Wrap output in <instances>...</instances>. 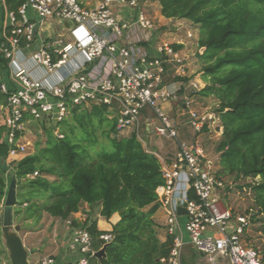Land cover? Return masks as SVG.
I'll return each mask as SVG.
<instances>
[{
    "label": "built area",
    "instance_id": "2783aa9c",
    "mask_svg": "<svg viewBox=\"0 0 264 264\" xmlns=\"http://www.w3.org/2000/svg\"><path fill=\"white\" fill-rule=\"evenodd\" d=\"M159 1L101 0L91 7L79 0H24L16 12L4 9L0 13V52L7 64L0 75L7 81L0 83V93L5 96L0 104L1 144L7 147L11 162L19 161L27 154V142L23 141L27 124L56 126L72 110L83 111L90 106H106L116 120L117 133L132 130L138 139L142 115L150 111L154 120L146 121L148 131L176 145L173 160L161 169L164 185L156 190L170 242L159 264H181L186 245L204 260L202 264H264L250 240L255 223L251 210L226 206L225 179L229 177L220 175L201 139L205 129L216 128L222 135L219 117L197 107L193 96H184L180 114L194 140L179 142V130L163 110V105L177 101L181 90L167 84L169 72L173 71L170 78L188 77V60L174 43L158 40L149 47L159 28L148 7ZM47 20L71 24L72 38L59 36L44 41L27 58L22 50L30 49ZM26 62L30 70L24 67ZM201 87L200 81L193 80L188 90L198 94ZM55 135L62 137L58 130ZM36 176L35 172L26 179ZM230 179L233 203L239 184L249 196L250 186L258 181ZM191 190L194 200L188 195ZM179 208L185 214H179ZM259 220L262 226L264 216L260 213ZM67 225L66 250L73 258L61 264H90L96 253L92 237L69 221ZM111 239L109 233L99 237L103 246ZM34 264L59 263L45 257Z\"/></svg>",
    "mask_w": 264,
    "mask_h": 264
},
{
    "label": "trees",
    "instance_id": "16d2710c",
    "mask_svg": "<svg viewBox=\"0 0 264 264\" xmlns=\"http://www.w3.org/2000/svg\"><path fill=\"white\" fill-rule=\"evenodd\" d=\"M3 2L16 12L24 0ZM158 4L163 18L185 20L198 28L197 45L204 50L198 55L204 62L201 94L216 100L222 123L216 147L220 175L234 180L258 178L250 190L264 216V0H160ZM6 64L0 52V74ZM69 116L56 126L43 127L44 142L37 141L32 154L11 166L16 184L23 181L19 205L29 206L27 212L36 218L44 213L60 220H68L83 204L99 205L100 217L119 215L111 231H99L96 222L88 220L72 223L90 234L95 252L103 247L101 235L112 236L105 257H92L90 264H159L170 243L167 237L164 242L158 239L153 218L159 209L156 190L164 185L159 160L135 135L117 133L116 120L106 106L74 109ZM2 134L0 127V157L5 159ZM35 172V178L26 179ZM6 174L0 166V207L9 186ZM188 195L195 199L192 190ZM39 197L45 199L41 207L33 203Z\"/></svg>",
    "mask_w": 264,
    "mask_h": 264
},
{
    "label": "crops",
    "instance_id": "0c3cea01",
    "mask_svg": "<svg viewBox=\"0 0 264 264\" xmlns=\"http://www.w3.org/2000/svg\"><path fill=\"white\" fill-rule=\"evenodd\" d=\"M100 2L101 0H97L93 4L85 2L84 5L94 7L98 5ZM4 9L7 8L3 0H0V13H2ZM148 14L154 20V23L159 28V31L158 33H156L155 38L150 40L149 47H152V45H154V43L157 42L158 40L169 42L166 41L165 38L167 36H171L172 40L169 43H174L177 49L184 51L185 53L184 52L183 53L186 54L187 48L185 44L181 41H176L175 39V37L177 36L174 33L175 30H173L171 27H168L166 30H163L162 27L168 26V24H172V20L165 19L160 15V9L158 3L156 4V2H153L150 4V6L148 7ZM71 27H72L71 24H69L68 22L60 23L59 21L56 20H47L45 24L41 26V28L37 32L36 40L30 47V49L22 50L23 54L28 58L30 57V54L34 53L37 49H39L41 43H43L44 41L50 42L51 40H54L59 36L65 37L67 39H71L72 38ZM193 28L198 29L196 28L195 25H193ZM187 37L193 38V35L191 33H188ZM197 39L198 38H195L196 43H197ZM0 41L2 43L1 37H0ZM24 67L29 68V70L31 69L28 62H26V65ZM35 73L36 72H34V75ZM172 74L173 71L171 70L169 72L167 84H169L171 88L177 87L180 88L181 90L177 95L178 96L177 101H170L169 103L163 105V110L170 119L171 123L178 128L179 142H191L193 133L186 126H184V117L180 114L181 100L187 94L194 95L193 96L194 98L195 96H200L201 98H203V100H207L211 96H204L201 93L191 94L192 92L188 90L189 84L187 85L185 84V78L183 79L170 78ZM188 75L189 74L187 71V76ZM37 77L40 78V75L38 74ZM46 79L50 80L48 78ZM3 81L6 82L7 80L0 75V83ZM199 81L201 82V80ZM201 84L203 85L205 84V82L202 81ZM0 99H1V95H0ZM149 120H154V116L152 112L146 111L142 115L141 124H140L141 134H139L137 140L141 143V145L145 148V150H147V152L153 154L159 160L162 169L163 166L168 165L173 160L176 153V145L174 143H171L170 141H168L166 144H164V142L162 141H153L154 137H152L151 133L148 131V126L146 122ZM220 124L222 125L221 121ZM206 131L207 130L205 129L204 133ZM132 134L133 131L128 130L124 132L122 135L123 137H128ZM206 134L210 135L211 130ZM220 137H221V131L214 132V139ZM26 140L27 139L25 137L23 141ZM210 150L212 151V147L210 148ZM27 155H29L28 148H27ZM25 206L27 207V205ZM99 212H100L99 205L97 206L94 205L92 207H89L86 204H83L79 212L72 214L68 220H60V219L52 218L44 213L41 216L38 215L37 216L38 218H36V215L33 214V212H28L27 216L22 219L25 222V226L21 227V232L19 236L21 238L22 244L30 252L33 253L32 255L36 256L35 262L45 257H52L59 264L63 262L64 263L70 262L73 256L66 250V244H65L70 233V227L69 225H67V221H69L71 226H73L72 223H74L75 225H81L84 221L88 220L91 222H96V227L99 231H104V232L111 231L112 227L118 223L120 219L119 215L114 214L110 219L106 220L100 217ZM153 218L155 224L158 226L157 237L161 242H164L166 239V234H165L166 217H165L164 209L159 207ZM190 251L192 252L193 249L190 247V245H186L182 254L183 262L189 260L190 253L188 254V252ZM203 262L204 260L199 257L198 259L194 260L193 264H202Z\"/></svg>",
    "mask_w": 264,
    "mask_h": 264
},
{
    "label": "rangeland",
    "instance_id": "374dc122",
    "mask_svg": "<svg viewBox=\"0 0 264 264\" xmlns=\"http://www.w3.org/2000/svg\"><path fill=\"white\" fill-rule=\"evenodd\" d=\"M81 1L83 4L85 2L93 4L97 0H81ZM168 27H171L173 30H175L174 33L177 35L175 37L176 41L183 42L187 48V52L185 55H186L187 60H188L187 63L189 64V67L187 69L189 77L185 78V84L187 85V84H189L190 81H193V80H197V81L201 80V82L204 81L203 80L204 62L198 57V55L201 54V51L199 50L198 45H197L196 40H195V38H198V33H197L198 29L193 28V24H191L190 22L185 21V20H172V24H168V26H163L162 28H163V30H166ZM188 33H191L193 35V38H188L187 37ZM196 33H197V35H196ZM165 40L170 42L172 40V38H171V36H167L165 38ZM204 86H205V84H203L201 88H203ZM200 93H201V91H200ZM189 96L192 97L194 95H189ZM194 99H195V102L197 104V107H199L200 109H202L208 113H216L217 114L216 110H217L218 103L216 102V100L214 101L213 97H210L207 100H203V98H201L200 96H195ZM0 104H1V102H0ZM217 116H218V114H217ZM69 119H70V116H68L66 120H69ZM156 123L159 124V121L156 120ZM43 127L50 128L52 126L50 125V123H36V122H31L30 124L26 125L27 131L25 132V137L27 140L25 142H27L28 154H32L35 151L34 145L37 141H40L41 143L44 142ZM215 130H216V128L211 129L210 135L206 134L208 132V130H207L204 133V135L201 137V139L204 140L203 143L207 148V152L210 154L213 161H215V165L218 166L219 155L216 151V149H217L216 147H217V144L219 143V141L221 140V137L214 139V131ZM216 131H218V130H216ZM121 134H123V133H121ZM120 136H123V135H120ZM152 137H154V136L152 135ZM192 140H194V137H192ZM153 141H162V142H164V144H166L168 142V140H165V139H158L157 140V138H155V137H154ZM100 142L103 143L104 140L102 138H100ZM170 142L173 143L172 141H170ZM211 147H212V151L210 150ZM106 149L109 150V146H107ZM19 158L20 157H17V160ZM14 162H11L10 158L6 157L4 159V158L0 157V166L1 167L3 164H6L11 169V166L13 165ZM219 171H220V168H219ZM5 177L7 178V174L5 175ZM22 182H20L18 185L16 184V206L13 208V223H14V225L20 226V232H21V227L25 226V222L22 219L25 218L27 216V213H28L27 212L28 206L26 207L25 204L19 205V203H20V201L24 195ZM230 185L233 186V181L230 178L225 179V191H224V193L226 196H225L224 202H225L227 207L233 208V205H234V209L237 211L246 210V212H249V210H251V212L253 214V220L255 221V223H254V227H253V230L251 233V239L250 240L252 242V245L257 248L260 255L264 258V237L260 231L261 226H260V220H259V210L256 207H254L255 205L253 202L252 194H249V196H248L245 192H243V190H242L243 187H241V184H239L237 189H236V191L238 193L235 195L238 198H236L235 203H233L231 200L233 198V191L230 189ZM24 191H26L25 187H24ZM33 203L36 204L37 207H41L45 203V199L43 197H39V198L33 199ZM2 206L0 207V212H1ZM95 206H97V205H95ZM20 232H19V235H20ZM189 253H190L189 260L185 261V262L182 261L181 264H193L194 260L199 258V255L194 250L192 252L191 251L188 252V254ZM35 259H36L35 255H30L28 258L29 264H34ZM0 264H9L5 250H4L1 242H0Z\"/></svg>",
    "mask_w": 264,
    "mask_h": 264
},
{
    "label": "water",
    "instance_id": "95a60500",
    "mask_svg": "<svg viewBox=\"0 0 264 264\" xmlns=\"http://www.w3.org/2000/svg\"><path fill=\"white\" fill-rule=\"evenodd\" d=\"M200 51L202 53L204 50L201 49ZM2 168L7 171L10 181L0 212V242L9 264H28V258L33 253L22 244L19 236L20 226L13 223V208L16 206L15 173L6 164H3ZM177 212L181 215L185 214L183 208L177 209ZM106 245L95 253L96 258L102 259L105 257Z\"/></svg>",
    "mask_w": 264,
    "mask_h": 264
}]
</instances>
